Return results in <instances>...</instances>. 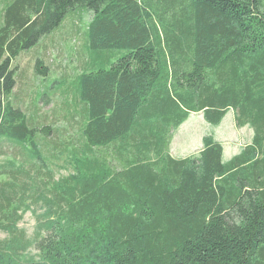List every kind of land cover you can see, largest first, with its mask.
Returning a JSON list of instances; mask_svg holds the SVG:
<instances>
[{
  "label": "trees",
  "instance_id": "trees-1",
  "mask_svg": "<svg viewBox=\"0 0 264 264\" xmlns=\"http://www.w3.org/2000/svg\"><path fill=\"white\" fill-rule=\"evenodd\" d=\"M79 8L92 13L90 54L118 55L76 78L87 122L82 141L49 148L69 171L55 179L39 143L51 129L10 102L12 64ZM48 72L37 60L36 79ZM229 111L253 132L238 155L224 163L213 136L197 156L170 155L189 114L216 127ZM0 139L24 151L0 163V264H264V0L11 1ZM28 212L32 237L18 228Z\"/></svg>",
  "mask_w": 264,
  "mask_h": 264
},
{
  "label": "rangeland",
  "instance_id": "rangeland-1",
  "mask_svg": "<svg viewBox=\"0 0 264 264\" xmlns=\"http://www.w3.org/2000/svg\"><path fill=\"white\" fill-rule=\"evenodd\" d=\"M11 1L13 0H0V23L4 9ZM91 14L84 8L69 12L59 27L46 35L37 45L19 54L12 64V67L16 69V85L10 102L25 114L30 127L37 129L38 133L44 127L51 129L49 133L51 136L39 139L43 154L48 158L53 151L49 148L58 147V139L82 141L80 133L87 122V117L82 112V106L78 103L74 91L76 78L90 70V67L109 69L118 55L115 51L98 52L99 55L91 51L93 56L90 54L85 32L92 19ZM108 54L112 57L111 60L103 61ZM39 59L49 69V79L43 77L36 79L35 66ZM40 95L42 97L39 99ZM202 117L201 112L192 114L188 123L181 127L184 121L174 132L170 145V155L173 158L184 159L197 156L202 149L203 137L213 136L225 146V150L222 151V160L226 163L253 138L250 128L235 129L231 114L223 122L221 121L222 125L219 128L210 127ZM231 148L240 151H233ZM23 152V149L16 144L0 139V163L8 159L18 161L17 158H21ZM63 160H66L64 155L59 161L50 159L49 167L54 172L55 179L69 174V171L63 167L65 165ZM58 166L60 169H57ZM39 211L42 212V210ZM35 225V218L28 212L18 224V228L32 237ZM5 239L7 236L0 233V242ZM28 255L38 260V254L34 250H30Z\"/></svg>",
  "mask_w": 264,
  "mask_h": 264
},
{
  "label": "crops",
  "instance_id": "crops-1",
  "mask_svg": "<svg viewBox=\"0 0 264 264\" xmlns=\"http://www.w3.org/2000/svg\"><path fill=\"white\" fill-rule=\"evenodd\" d=\"M192 114H193V113H192ZM192 114H189L188 118H187V119L185 120V122L181 125V127H182L183 125H185V124L188 123V121H189V119H190V116H191ZM229 114H231V115L233 116V121H232V122H233V124H234L235 129H237L236 126H235V121H234L235 115H234V112H233V111H229V112L226 114V116L223 118L222 122L224 121V119H225ZM202 116H203V114H202ZM202 119L204 120L203 117H202ZM204 122H205L206 124H208L205 120H204ZM222 122H221V124H220L219 126H216V127L219 128V127L222 125ZM208 125H209V124H208ZM209 126L212 127V125H209ZM244 128H245V127H244ZM242 129H243V128H241V129H237V130H242ZM213 138L215 139V137H213ZM215 140H216V139H215ZM216 141H217V140H216ZM251 141H252V139H251ZM251 141H250V142H247V143L245 144V146L250 145V144H251ZM217 142H218V141H217ZM171 143H172V142H171ZM218 143H220V142H218ZM170 145H171V144H170ZM221 145H222V147H223V151H224V150H225V146H224L223 144H221ZM245 146H244V147H245ZM244 147H243V148H244ZM243 148H241V149L243 150ZM231 149H233V151H240V150H237L236 148H231ZM242 150H241V151H242ZM241 151H240V152H241ZM240 152H239V153H240ZM187 153H188V152H187ZM187 153H186V154H187ZM239 153H238V154H239ZM238 154H236V155H238ZM236 155H235V156H236ZM233 157H234V156H233ZM230 159H231V158H230ZM230 159H229V160H230ZM227 162H228V161H227Z\"/></svg>",
  "mask_w": 264,
  "mask_h": 264
}]
</instances>
